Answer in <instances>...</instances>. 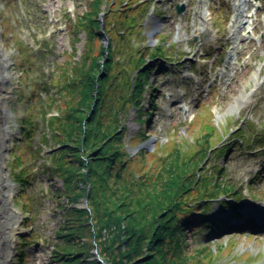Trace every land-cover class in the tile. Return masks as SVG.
<instances>
[{
  "label": "rangeland",
  "instance_id": "obj_1",
  "mask_svg": "<svg viewBox=\"0 0 264 264\" xmlns=\"http://www.w3.org/2000/svg\"><path fill=\"white\" fill-rule=\"evenodd\" d=\"M86 1L0 0V41L9 63L4 97L10 109L8 123L17 129L14 138L7 142L3 167L15 186L11 205L21 227L8 264L15 263L20 249L27 255V264H52L49 256L60 220L56 205L64 200L53 193L61 187V181L46 169L50 166L47 153L53 146L44 140L46 99L53 95L57 66L66 60L77 62L83 51L84 31L77 32V41L73 42L67 24L84 9ZM108 2L102 0L99 9L104 10ZM233 2L116 0V9L128 5L141 9L137 25L151 47L165 39L163 45L171 60L150 77L159 93L148 126L152 139L145 142L150 151L159 143L166 145L182 136L193 144L202 129L196 127L198 119L207 118L210 113L224 138L217 147L233 143L228 156L212 152L205 169L211 174L224 168L222 181L237 188L239 194L233 199L223 198L234 204L236 214L232 215L231 208L220 214L227 226L219 235H210L211 229H199L189 236L191 248L202 244L228 246V250L216 256L215 264H264V229L250 231L251 215L246 214V206L256 214L264 209V0L257 2L255 14V7L247 4L244 15H254V31L252 39L243 41L240 40L247 34L248 25L235 34V27L241 24L234 27ZM178 5H184L180 14L176 11ZM98 15L101 17V13ZM158 22L161 27L150 37ZM135 42L133 39L132 45ZM101 43L104 45L106 38ZM236 43H240L239 48L233 51ZM33 89L34 97L30 96ZM134 114L131 109L125 124L127 138L140 128ZM26 119L35 128L28 142L21 135ZM188 147L186 144L185 148ZM23 166L27 167L28 178L20 172ZM18 178H27L29 182L23 185ZM217 211L218 203L213 201L208 213ZM246 219L249 226L243 223ZM90 253L94 259L98 257L94 249Z\"/></svg>",
  "mask_w": 264,
  "mask_h": 264
},
{
  "label": "trees",
  "instance_id": "obj_2",
  "mask_svg": "<svg viewBox=\"0 0 264 264\" xmlns=\"http://www.w3.org/2000/svg\"><path fill=\"white\" fill-rule=\"evenodd\" d=\"M101 2L87 0L67 24L73 42L84 31L85 46L77 62L57 66L53 95L48 90L46 99L44 140L53 145L46 169L61 181L53 193L64 200L56 205L60 220L51 262L101 264L90 253L94 249L103 264H215L228 246L192 249L188 237L199 229L223 233L227 224L220 214L228 208L236 214L234 204L223 198L239 194L222 181L224 168L211 174L205 169L212 152L228 156L233 143L217 147L224 138L210 113L198 119L197 148L182 136L159 143L153 152H132L152 139L148 126L159 93L150 77L171 60L164 38L149 46L137 25L141 9H116V0H109L100 10ZM131 109L140 128L127 138ZM34 130L26 119L22 140L28 142ZM20 172L28 178L26 166ZM27 178L18 181L25 185ZM83 199L86 207L75 206ZM213 201L218 211L209 214ZM26 256L20 249L13 264H27Z\"/></svg>",
  "mask_w": 264,
  "mask_h": 264
},
{
  "label": "bare ground",
  "instance_id": "obj_3",
  "mask_svg": "<svg viewBox=\"0 0 264 264\" xmlns=\"http://www.w3.org/2000/svg\"><path fill=\"white\" fill-rule=\"evenodd\" d=\"M246 0H234V8L236 10V17L234 18V27L239 22L241 26L247 24L248 29L251 27L252 16L248 13L251 18H248L247 22L242 21L244 8L246 6ZM253 2L250 0V4ZM254 4H257L254 1ZM247 18V17H245ZM242 26V27H243ZM157 29L161 27L160 22L156 24ZM237 31L241 29L240 26L235 27ZM240 45V43H239ZM235 51L237 48H233ZM8 57L3 50L0 41V264H8L12 259V250L15 237L21 233V227L19 222V216L11 205L12 194L14 193V183L7 176V172L3 167L4 156L7 153V142L11 141L12 138L17 134V129L14 126H10L8 121L10 118V109L8 101L4 97L5 94V81L9 78V67ZM234 109V106L231 107ZM248 215H252L256 222H264V209L259 210V214L253 212L248 206L246 207Z\"/></svg>",
  "mask_w": 264,
  "mask_h": 264
},
{
  "label": "water",
  "instance_id": "obj_4",
  "mask_svg": "<svg viewBox=\"0 0 264 264\" xmlns=\"http://www.w3.org/2000/svg\"><path fill=\"white\" fill-rule=\"evenodd\" d=\"M183 10V7H177V11H178V13H180L181 11ZM156 29H157V27H156V25H154L153 26V31L151 32V34L149 35L150 37H152L153 35H154V33L156 32ZM106 44V43H105ZM104 44V45H105ZM149 44H151V42H149ZM149 144L147 143V144H143L142 146H140L139 147V149H142V148H145V149H148L149 150ZM138 149V150H139ZM85 199H83L82 201H81V203L80 204H78L77 206L78 207H86V203H85ZM95 259L98 261V262H100L101 264H103L102 263V261L97 257V256H95Z\"/></svg>",
  "mask_w": 264,
  "mask_h": 264
}]
</instances>
